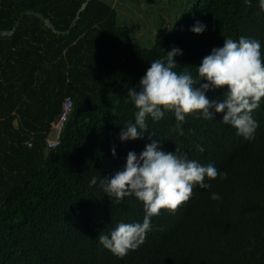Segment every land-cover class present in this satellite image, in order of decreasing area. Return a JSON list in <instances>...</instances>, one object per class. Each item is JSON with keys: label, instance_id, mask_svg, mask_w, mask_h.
<instances>
[{"label": "trees", "instance_id": "16d2710c", "mask_svg": "<svg viewBox=\"0 0 264 264\" xmlns=\"http://www.w3.org/2000/svg\"><path fill=\"white\" fill-rule=\"evenodd\" d=\"M85 2L76 25L61 34ZM25 11L61 33L27 15L13 34L0 35V264H264V98L252 113L258 126L251 141L220 113L209 120L186 114L178 135L171 111L148 118L141 138L118 136L135 111L128 88L163 51L182 49L173 70L187 67L193 76L224 37L258 39L264 59L257 0H196L148 48L133 43L103 0H0V31L12 30ZM197 20L206 25L200 34L189 30ZM226 87L206 95L222 99ZM66 97L72 108L49 148L51 122ZM148 133L164 150L212 162L227 177L205 178L209 189L194 186L174 211L161 209L143 243L120 257L96 237L117 221L141 220L143 205L131 195L116 202L89 180L118 170L128 151L138 154L150 142Z\"/></svg>", "mask_w": 264, "mask_h": 264}, {"label": "clouds", "instance_id": "9594fccd", "mask_svg": "<svg viewBox=\"0 0 264 264\" xmlns=\"http://www.w3.org/2000/svg\"><path fill=\"white\" fill-rule=\"evenodd\" d=\"M252 0H243L251 4ZM260 11L264 12V0H257ZM206 25L197 20L189 30L202 33ZM261 42L241 35L238 39L224 37L221 46L213 47L202 57L195 67L196 75L185 67L177 72L174 57L182 54V49L173 46L160 58L150 61L135 87L127 90V99L135 107L133 120L127 122L118 134L121 142L143 137L148 125L146 120L159 121L171 111L176 123L174 129L183 134L182 123L186 114L205 120L213 119L220 113L221 122L236 129V133L246 140L255 138L258 122L253 111L264 98V59ZM201 80L204 82L201 83ZM199 85V86H197ZM227 86L222 99H209L210 89ZM150 142L137 154L128 151L124 164L110 176L93 175L89 185H97L109 197L119 202L126 196H134L143 205L141 220L117 221L107 233L100 231L97 242L114 255L123 257L129 250H135L152 231L151 220L161 209L174 211L178 205L192 196L194 186L209 189L205 178L221 179L227 172L218 170L214 163L201 164L175 148L166 151L159 146L158 139L148 133ZM116 155L115 147L111 150ZM210 199L218 200L216 192Z\"/></svg>", "mask_w": 264, "mask_h": 264}, {"label": "rangeland", "instance_id": "374dc122", "mask_svg": "<svg viewBox=\"0 0 264 264\" xmlns=\"http://www.w3.org/2000/svg\"><path fill=\"white\" fill-rule=\"evenodd\" d=\"M116 10L137 47H151L196 0H103Z\"/></svg>", "mask_w": 264, "mask_h": 264}, {"label": "built area", "instance_id": "2783aa9c", "mask_svg": "<svg viewBox=\"0 0 264 264\" xmlns=\"http://www.w3.org/2000/svg\"><path fill=\"white\" fill-rule=\"evenodd\" d=\"M71 108V100L69 97H66L62 103L61 112L58 118L51 122V134L46 139V143L49 148L57 146L61 128L69 112L71 111Z\"/></svg>", "mask_w": 264, "mask_h": 264}, {"label": "water", "instance_id": "95a60500", "mask_svg": "<svg viewBox=\"0 0 264 264\" xmlns=\"http://www.w3.org/2000/svg\"><path fill=\"white\" fill-rule=\"evenodd\" d=\"M86 4H87V2H85V3L82 4V6H81V8L78 10V12H77V14H76L74 20L71 22V24H70L68 30H66L65 32H62V33H61V32H59V31L55 30V29L53 28V26L51 25V23L49 22V20L46 19L42 14L37 13V12H34V11H25V12L21 13V15H20L19 18L17 19V21H16L14 27L12 28V30H10V31H0V35H1V36H9V35L13 34V32H14V31L16 30V28L18 27V25H19V23H20V20L23 19V18H24L25 16H27V15H33V16L39 18V19H40V20H41V21H42L47 27L51 28L52 31H53L54 33H56V34H60V33L63 34V35L69 34L70 30L76 25V22H77V20L79 19L80 13L84 10Z\"/></svg>", "mask_w": 264, "mask_h": 264}, {"label": "bare ground", "instance_id": "6f19581e", "mask_svg": "<svg viewBox=\"0 0 264 264\" xmlns=\"http://www.w3.org/2000/svg\"><path fill=\"white\" fill-rule=\"evenodd\" d=\"M52 148H54V147H52Z\"/></svg>", "mask_w": 264, "mask_h": 264}]
</instances>
